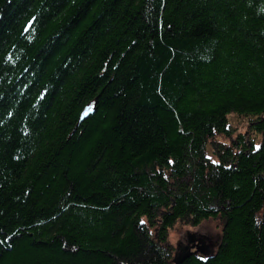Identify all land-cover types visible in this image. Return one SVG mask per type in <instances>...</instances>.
<instances>
[{
	"label": "trees",
	"instance_id": "trees-1",
	"mask_svg": "<svg viewBox=\"0 0 264 264\" xmlns=\"http://www.w3.org/2000/svg\"><path fill=\"white\" fill-rule=\"evenodd\" d=\"M210 218L181 264H264V0H0V264H174Z\"/></svg>",
	"mask_w": 264,
	"mask_h": 264
},
{
	"label": "rangeland",
	"instance_id": "rangeland-1",
	"mask_svg": "<svg viewBox=\"0 0 264 264\" xmlns=\"http://www.w3.org/2000/svg\"><path fill=\"white\" fill-rule=\"evenodd\" d=\"M229 125L237 129V133H242L245 131L247 120L239 118L236 115H230L228 117ZM220 143H228L226 139L217 138ZM258 143H256L257 147ZM187 181V180H186ZM222 227L223 221L220 218H210L204 220L197 225H181L178 224L174 226L167 235V243L174 249V255L178 251L181 252L184 246H187L191 241L197 243V239L203 238L208 249V253L200 255L202 259L207 258L216 253L222 239ZM194 243V244H195ZM179 249V250H178ZM172 258V261H173Z\"/></svg>",
	"mask_w": 264,
	"mask_h": 264
},
{
	"label": "water",
	"instance_id": "water-1",
	"mask_svg": "<svg viewBox=\"0 0 264 264\" xmlns=\"http://www.w3.org/2000/svg\"><path fill=\"white\" fill-rule=\"evenodd\" d=\"M196 246H194L192 249H194L193 251H188L187 253L179 256L177 258V254L178 251L176 252V254L174 255V258H173V263L174 264H181L185 259L189 258L191 255H204L207 253V247H206V244L204 242V239L203 238H200V239H197L196 241ZM179 250V249H178Z\"/></svg>",
	"mask_w": 264,
	"mask_h": 264
},
{
	"label": "flooded vegetation",
	"instance_id": "flooded-vegetation-1",
	"mask_svg": "<svg viewBox=\"0 0 264 264\" xmlns=\"http://www.w3.org/2000/svg\"><path fill=\"white\" fill-rule=\"evenodd\" d=\"M195 241H191L189 244H187V246H184L183 249L181 250V252L179 254H177V258L185 253H187L188 251H193L194 249H192L194 246H196ZM208 253V250H207Z\"/></svg>",
	"mask_w": 264,
	"mask_h": 264
},
{
	"label": "snow or ice",
	"instance_id": "snow-or-ice-1",
	"mask_svg": "<svg viewBox=\"0 0 264 264\" xmlns=\"http://www.w3.org/2000/svg\"><path fill=\"white\" fill-rule=\"evenodd\" d=\"M141 223H143V221H141Z\"/></svg>",
	"mask_w": 264,
	"mask_h": 264
},
{
	"label": "bare ground",
	"instance_id": "bare-ground-1",
	"mask_svg": "<svg viewBox=\"0 0 264 264\" xmlns=\"http://www.w3.org/2000/svg\"><path fill=\"white\" fill-rule=\"evenodd\" d=\"M204 242H205V240H204ZM206 244V243H205Z\"/></svg>",
	"mask_w": 264,
	"mask_h": 264
}]
</instances>
